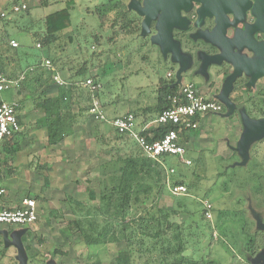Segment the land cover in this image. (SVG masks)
Instances as JSON below:
<instances>
[{
	"label": "rangeland",
	"instance_id": "374dc122",
	"mask_svg": "<svg viewBox=\"0 0 264 264\" xmlns=\"http://www.w3.org/2000/svg\"><path fill=\"white\" fill-rule=\"evenodd\" d=\"M13 1H17L18 5L22 0H2L0 8L6 7L8 12ZM68 1L27 0L25 5L30 14L11 17L17 20L16 24L8 23L2 27L0 25V31H5L12 37L11 39L17 40L16 42L20 44L19 51L26 53L28 62L33 64L34 58L45 53V50L37 47L36 42L39 36L44 35V17L64 8ZM70 1L73 3L70 13L71 27L61 34L59 41L50 47L49 52L53 54L55 50H63L65 77L60 76L62 80L74 74L83 64H86L87 70L75 75L76 80L84 81L89 75L98 78L104 103L101 110L106 120L97 125H101L103 129L105 127L107 133L109 124L106 121L123 116L128 111L152 107L160 80L167 82L173 80L176 83V75L180 72L182 81L179 84L193 83L200 88L202 80L198 77L201 73H197L196 77L194 71H189L190 61L186 53L179 50L176 55L174 51L165 48L159 40L152 41L156 34L151 36L148 32L141 34V16L134 9L129 10L131 0ZM96 10L107 17L103 28L99 25ZM125 10L129 19L133 20L132 29L136 31L133 35L118 33L114 36L108 29L110 23ZM133 12L140 18L136 19ZM20 27H27L29 32L25 33ZM155 29L157 30V27ZM117 30L118 26L113 31ZM96 36L98 38L94 42ZM68 37L72 38V42ZM170 72L172 79L167 78ZM16 91L0 92V101L12 103L18 100ZM96 101L101 105L100 99ZM140 117L135 122L136 130H140L138 127V124H141ZM85 120L88 122L87 118ZM247 122L252 120L247 119ZM226 124L227 122L219 120V116L214 114L201 118L197 129L190 132L189 142L184 145L186 150L184 158L191 164L184 166L177 157H168V165L173 166L169 183L182 180L186 185L192 184L193 188L181 196H174L171 189L170 192L168 188L164 189L158 198L147 204V207L150 213L157 210L177 212L169 221L184 229L189 251L186 257L191 256L199 264H264V246L257 247L250 253L246 244L255 232L264 235V184L256 183L250 174L251 165H245L253 141L247 147L246 159L242 154L231 157L234 150L239 151L237 146L243 134L237 121L231 126ZM112 136L113 132H110V138ZM119 142L121 155L135 154L137 151V147L128 139ZM15 144L14 141L10 146L13 147ZM25 144V139H22L21 146ZM208 150L217 157H212L213 154L208 155ZM14 153L5 155V150H0L2 180L12 178L19 172L40 170L25 166L27 165L25 156L15 157ZM199 154L201 161L197 165ZM98 156V169L93 167L89 173H75L73 168H65L64 181L50 185L49 188L54 187L55 192L47 194L48 198L33 196L31 190H27L29 188L24 179L25 175L17 174L13 183L15 191H12L17 197L33 196L30 198L36 203L38 216L35 223L27 227L14 229L0 225V242L3 246L4 237L7 243L17 238L26 258L27 247L37 251L39 264H42V261L44 264H115L116 253L125 250V243L121 241L117 246L86 247L71 223L74 215L65 202V199L70 197L84 205H98L99 167L110 161L111 154L105 149ZM17 162L23 165L18 167ZM259 185L261 190H257ZM89 192L94 193V200H90ZM204 196L206 198L202 204L208 201L212 206L211 217L209 219L205 217L210 220L209 225L212 229L199 218L198 202ZM178 204L183 206L178 208ZM2 231L6 232L5 235L1 234ZM15 252L12 248L8 249L5 256L1 257L0 264H16L17 251Z\"/></svg>",
	"mask_w": 264,
	"mask_h": 264
},
{
	"label": "trees",
	"instance_id": "16d2710c",
	"mask_svg": "<svg viewBox=\"0 0 264 264\" xmlns=\"http://www.w3.org/2000/svg\"><path fill=\"white\" fill-rule=\"evenodd\" d=\"M26 1L22 0L18 5L25 4ZM16 2L13 1L11 4L17 5ZM72 8L73 3L69 0L64 8L44 17V35L39 36L36 42L39 45L38 48L45 50V53L34 58L35 62L33 64L28 62L26 53L19 51L20 44H18L19 48L10 47L7 40L12 37L6 34L5 31H0V73L8 80L23 78L16 91V95L19 97L17 105L19 107V104L22 105L30 101L35 109L43 111L48 145H56L70 135L72 126L75 123L72 113L73 105L79 106L78 111L80 113H87L88 115L92 103L91 92L81 84L82 80L75 79V75L87 70L86 64L78 67L74 74L63 78L64 87L55 86L52 80L54 74L65 77L63 76L65 72L64 62H62L63 50H55L53 54L49 50L52 45L59 41L61 34L71 27L70 13ZM3 9L6 10V7ZM20 14L28 16L30 13L28 9L16 14L8 12L5 18L0 19L1 27L8 23L16 24L17 20L11 17ZM96 15L100 27L103 28L102 26H104L107 17L101 15L98 10H96ZM132 24L133 20L129 19L125 10L121 11L111 21L108 29L112 31L114 36L118 33L133 35L136 29H132ZM117 26L118 30L113 31ZM20 28L25 33L29 32L27 27ZM97 38L98 36L94 38V42L97 41ZM68 40L72 42L71 37H68ZM44 60H49L51 70L43 65ZM88 78L98 83L97 77L89 75ZM53 87L57 89L56 96L46 97L49 88ZM178 87L179 85L173 80L170 82L160 80L155 90L154 105L150 108L128 111L126 114H132L135 122L141 116V124H138L141 129L147 123L156 120L161 112L170 107L168 98L177 92ZM96 98L100 99V107H104L100 89L97 91ZM106 122L109 124V127H107L109 128V134L107 131H102L100 126H96L95 130L97 154H101L105 149L111 154L110 161L99 167V177L97 179L99 185L98 205H84L70 197L65 199L74 215L71 223L76 228L83 244L89 248L108 245L117 246L119 242H124L126 248L116 253L115 264H199L191 256L184 257L182 255L183 252L188 250V241L184 235V229L180 225L169 221L171 216L177 215V212L175 210H157L155 213H150L147 207V204L158 198L164 189L168 188L170 192V189L174 186L183 185L186 187L187 194L193 188V185H186L182 180L169 183V175L172 173L170 171L173 170V166L168 165L170 155H163L156 159L147 158L133 139L126 135L116 137L117 133L111 125V120ZM170 130H176V127L170 124L158 125L150 133L140 132V134L147 143H152L163 138ZM110 132H113L111 138ZM190 132L193 131L180 134L183 145L189 142ZM15 138L13 136L3 140L0 148L5 150V155L14 153L10 144ZM124 139L133 142L137 147L135 154L124 153V155H121L119 153L120 146L118 143ZM200 161L201 155L199 154L196 161L197 165ZM180 164L186 166L181 162ZM88 195L90 200H94L95 195L93 192H89ZM205 198V196L200 198L198 202L200 207L198 211L199 218L201 222H206L208 227L212 229L209 225L210 221L205 218V208L202 204ZM182 206L177 205L178 208ZM210 239H212V235H210ZM246 244L250 253L257 247H263L264 235L257 231L251 235ZM10 248L3 246L0 242V259L5 256ZM13 250L15 252V249ZM26 253L28 264H39L37 251L27 247ZM15 262L18 264L16 258ZM42 264H44L43 261Z\"/></svg>",
	"mask_w": 264,
	"mask_h": 264
},
{
	"label": "flooded vegetation",
	"instance_id": "af4514ba",
	"mask_svg": "<svg viewBox=\"0 0 264 264\" xmlns=\"http://www.w3.org/2000/svg\"><path fill=\"white\" fill-rule=\"evenodd\" d=\"M136 1L142 9L144 0ZM245 1L246 6L240 17L225 13L224 31L220 36V20L214 16L199 18L197 9L201 4L191 1L187 8L179 10V18L183 24L172 28L170 38L176 50L188 56L189 71H194L196 77L197 73H201L198 77L202 80L200 88L192 84L205 97L219 105V111L214 115L227 122L226 126L237 121L241 134L247 130V119L252 120V130L260 136L250 144L245 165H251L252 179L264 184V129L257 125L264 123V30L259 29H264V11L254 16L252 7L255 0ZM133 14L136 19L140 18L134 12ZM161 15V10H158L154 18L150 19L149 36L158 33L155 28L162 21ZM140 20L142 25L145 15H141ZM212 33L214 37L209 36ZM252 44L261 49L256 52ZM174 45L163 46L173 52ZM207 152L210 156L213 154L210 150ZM235 154L242 153L234 150L231 157ZM214 156L215 154L212 157ZM257 190H261L260 185ZM210 207L212 213V206Z\"/></svg>",
	"mask_w": 264,
	"mask_h": 264
},
{
	"label": "built area",
	"instance_id": "2783aa9c",
	"mask_svg": "<svg viewBox=\"0 0 264 264\" xmlns=\"http://www.w3.org/2000/svg\"><path fill=\"white\" fill-rule=\"evenodd\" d=\"M26 9L25 4L12 5L8 12L16 14ZM8 12L0 8V19L5 18ZM8 44L12 48L18 47V43L13 39H10ZM37 47H39L38 44ZM43 65L51 70L49 60H44ZM170 77L171 74L168 73L167 78ZM22 79L21 77L20 80H8L0 73V92L17 90ZM52 80L57 87L65 86V83L58 75L54 74ZM81 84L91 92L92 103L88 114L96 123L104 122L106 119L100 105L96 101L98 100L96 95L100 85L90 78H86ZM168 99L170 107L161 112L156 120L151 123L156 126L170 124L176 127V130L168 131L160 140L147 143L140 134L142 131L135 129V118L132 114L113 118L111 125L117 135H126L133 139L147 158L156 159L163 155H170L177 157L181 163L189 166L191 162L184 158L186 150L181 142L180 134L196 130L201 118L208 114L217 113L219 105L200 93L192 83L184 82L179 84L177 92L169 96ZM17 107L16 102L5 103L0 101V146L4 139H9L20 131V124L17 120ZM2 171L3 169L0 165V174ZM171 193L174 196L183 195L186 193V187L183 185L174 186L171 188ZM4 194V189L0 188V197ZM203 206L205 208V217L209 219L211 217V207L207 201L204 202ZM37 216L36 203L30 198L23 199L19 208L7 209L0 205V225L6 228L27 227L35 223Z\"/></svg>",
	"mask_w": 264,
	"mask_h": 264
},
{
	"label": "crops",
	"instance_id": "0c3cea01",
	"mask_svg": "<svg viewBox=\"0 0 264 264\" xmlns=\"http://www.w3.org/2000/svg\"><path fill=\"white\" fill-rule=\"evenodd\" d=\"M56 94V88H49L46 97L52 98ZM18 100L16 99L14 102L17 103ZM78 107L77 105L72 106L75 123L72 126L70 135L56 145H48L43 111L35 109L30 101L22 105L19 104L17 118L20 124V131L14 135L16 138L13 140V144L14 141L16 144L13 146V151H16L14 153L15 157L16 155L25 156L24 159L27 162L25 166L35 167L40 170L26 173L19 172L12 178L7 177L3 180L0 178V188L5 190V194L0 197V205L3 208H19L21 200L25 199L20 197V195L17 197L13 192L15 191L13 190V183L17 174L19 176L20 174L21 176L25 175L24 179L28 183L29 188L27 190H31L33 196L39 195L40 197L44 196L48 198L47 194L55 192L54 187L51 186L49 188L50 185L64 181L65 168H73L75 173L84 172V174L86 172L89 173L93 167L98 169L99 156L95 145V138L97 136L95 130L96 126H100L101 128V125H97L98 123L94 122L89 114L80 113ZM86 118L88 122H86ZM154 128H156V125L150 122L138 131L150 133ZM101 129L102 131H106L105 127ZM22 139H25V146H21ZM0 150L3 151L2 148ZM22 165L21 162L16 163L18 167Z\"/></svg>",
	"mask_w": 264,
	"mask_h": 264
},
{
	"label": "water",
	"instance_id": "95a60500",
	"mask_svg": "<svg viewBox=\"0 0 264 264\" xmlns=\"http://www.w3.org/2000/svg\"><path fill=\"white\" fill-rule=\"evenodd\" d=\"M197 2L201 4V6L197 9L198 17H216L220 20L219 36L223 34V27L225 25V13H231L234 17H240L245 6V0H144V7L141 9V5L136 0H131L129 4V10L134 9L138 15H145V20L142 23V33L145 34L148 32L149 21L151 18H154L158 10L162 12V21L157 24V31L155 37L152 38V41L159 40L163 45H170L172 47V41L170 38V32L174 26H181L183 22L179 18V10L181 8H187L189 3ZM264 11V0H255L254 5L252 7V14L254 16H258L260 12ZM260 30H264L259 28ZM142 34V35H143ZM210 37H214L213 33L209 35ZM252 48L257 52L261 48L255 45H251ZM175 49V50H174ZM174 54H177L178 50H176L175 45L173 46ZM264 50V47H263ZM261 53V51L259 52ZM229 61V60H228ZM232 62V61H231ZM248 63V62H247ZM181 81L180 72L176 75V84L178 85ZM245 132L243 133L237 149L242 153L244 158L247 157V147L248 145L258 138L260 135L254 134L252 127L253 124L246 121ZM259 128L264 129V123L257 124ZM6 232L2 231L1 234L5 235ZM5 247L13 246L17 251V261L18 264H27V258L24 255L23 249L21 248L20 240L17 238L14 239L13 242L7 243L4 237L3 240ZM189 251H185L182 253L183 256H187Z\"/></svg>",
	"mask_w": 264,
	"mask_h": 264
}]
</instances>
